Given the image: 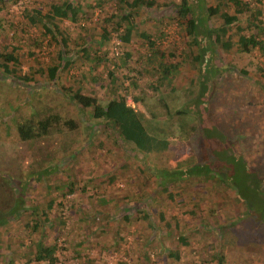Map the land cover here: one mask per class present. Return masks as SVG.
<instances>
[{"label":"trees","instance_id":"16d2710c","mask_svg":"<svg viewBox=\"0 0 264 264\" xmlns=\"http://www.w3.org/2000/svg\"><path fill=\"white\" fill-rule=\"evenodd\" d=\"M18 1L0 0V14ZM93 1L84 8L81 0H46L43 9L26 8L23 24L17 25L0 15V90L9 91L3 99L0 96L4 133L0 134V262L63 264L58 254L71 253L76 264H108L100 254L107 249L118 251L122 242L128 241L126 232L134 229L129 234L136 240L131 247L138 264H179L183 249L190 251V263L185 264H228L231 230L246 220L249 240H245V252L234 256L232 262L252 264L250 257L257 256L264 264V175L256 174L242 152L238 153L248 138L246 129L254 126L248 119L241 120L246 107L243 101L248 105L251 101L239 97L235 102L225 92L216 105L219 80L225 74L218 65L220 53L230 54L236 48L238 53L260 51L264 55L263 8L254 10L245 0H221L216 7L206 4L201 19L194 13L197 0L172 3L171 20L177 21L181 35L189 40L182 50L174 48L167 53L135 21L155 11L157 0ZM95 8L106 16L90 23L88 13ZM227 8L234 9L230 12ZM214 16L217 20L211 24ZM65 20L78 29H61ZM5 22L15 30L13 39L21 26V33L39 31L38 37L26 41L30 43L27 53L19 45L9 44ZM113 35L124 51L109 58L107 47ZM133 42L140 44L139 51H145L136 52L135 60L128 49ZM52 46L56 50L49 52L50 60L44 62L40 51ZM28 59L37 70L23 65ZM182 63L190 65L194 77L178 90ZM76 67L82 72L71 75ZM239 72L244 78L249 76L244 69ZM63 74L68 79L62 84L58 80ZM241 121L246 129L240 126ZM13 132L27 144L24 151L15 150V143L3 142ZM78 138L83 142L80 150L74 149ZM93 146L107 153L111 169L102 176L88 168L86 177L78 180L74 174L77 165L71 167L72 162L78 153L87 156ZM176 146L184 150L169 157ZM7 148L15 155L8 156ZM95 153L101 156V152ZM84 161L101 166L94 158ZM117 180L124 181L120 191H131L121 204L112 206L99 193V185L111 187ZM40 181L44 183L41 190L54 196H44L38 202L30 196ZM200 184L220 188L222 205L232 207L233 215L224 214L215 205L198 204L184 213L193 223L167 214L166 203L181 206L177 200L182 191ZM89 195L95 196L93 211L83 208L82 201L89 203ZM154 208L164 211L155 215ZM99 216L104 223L90 224V233L82 237L79 224L96 222ZM112 224L110 244L98 242L93 248L99 255L91 258L89 235L97 233L108 242ZM214 233L217 240L210 241ZM4 236L9 240L1 248ZM173 240L176 248L169 246ZM196 241L199 249L192 246ZM111 264L129 263L118 260Z\"/></svg>","mask_w":264,"mask_h":264},{"label":"rangeland","instance_id":"374dc122","mask_svg":"<svg viewBox=\"0 0 264 264\" xmlns=\"http://www.w3.org/2000/svg\"><path fill=\"white\" fill-rule=\"evenodd\" d=\"M44 1L46 0H19L17 3L8 6L7 9L0 15L3 18H6L5 21H7L9 24L10 23L14 25H17L19 23L23 24L24 22L23 14H24L25 9L26 8L43 9L42 3ZM157 1H158L159 6L155 9V11L153 12L151 11L145 14L143 18H136L135 19L136 23L139 24L142 30L152 34L153 40L159 42L162 48L167 51V53H169L170 50L174 48H179L182 50L183 43L189 39L181 35L177 21L171 20L174 17L173 15L174 11L172 10L171 4L172 3L179 4L180 0H157ZM81 2L84 8L86 4H94L93 0H81ZM220 2L221 0H197L195 4V8H194L195 10L194 13L196 14L197 18L201 17V19H204L205 18V10H204L205 7L204 6H206V4L207 5L209 4L212 7H216ZM245 2L250 3L251 7L254 10H258V8H263L264 10V0H261V1L245 0ZM104 7H106L107 9H110L109 4L104 5ZM233 9L227 8L226 10H229L230 12H232ZM105 16L106 15H104V13L99 8H95V10L92 9L91 14L88 13V22H90L91 20L93 22H96L98 17H101L102 19H104ZM216 20H217V17L214 16L210 20L211 24L216 22ZM263 21H264V15H263ZM9 24H6L5 22L6 29L9 32L8 33L9 38L7 41H9V44L19 45V47L23 48L24 52L27 53L28 51L27 48L28 46H30V43L26 41L28 39L31 40V39H34L35 37H38L40 35L39 31L32 29L31 31H27L26 34L21 33L22 32L21 31L22 26H21L17 31L16 38L13 39L12 36L15 33V30H10L8 27ZM60 28L70 29V31L72 32V30H75V28L78 29V26H74L69 23V20H65L62 24H60ZM254 32H256V30ZM262 38H264V35ZM2 39L3 38H1L0 41ZM12 39L14 42L12 41ZM47 43H48V40H45L44 41L45 46L47 45ZM139 48H140V44L136 42L131 43V45L128 47V49L131 50V52L133 53L134 60L137 58L136 52L140 54H143L145 52L144 50L139 51ZM55 50H56V47L52 46L49 49H46L44 47L43 50L40 51L41 55L44 57V60H45L44 62H47V61L49 62L50 58H48V53L54 52ZM107 51H108L109 58H114L115 56L117 57L121 54V52L124 51V49L119 47V41L117 40L116 35L112 36V40L108 44ZM218 60H219L218 65L225 70V74L223 77L220 78L221 80H219V81H222L219 84V88L221 89V91L217 95L216 105L221 103V98L223 97L225 92H228L229 94L228 96L233 98L235 102L240 101L239 97H241V101L246 97L247 99L249 98V100L251 101V104L249 105L245 104V101H243L246 107L243 109V112H242L243 117L241 120L243 121L244 119H248L249 122H252L254 126L250 129H246V127L242 125V121H241L240 126H242V128L245 127L246 132L248 133V138L243 141V145L241 149L238 148V153L242 152L243 159L247 162V164L253 170H255L256 174L264 175V76H263L264 72L263 74L261 72V70L264 69V55H262L260 51H255L252 55L242 54V53H238L236 51V48H234L230 54L220 53V56H218ZM23 65L26 68L33 67L34 70H37V67H38L32 60H29V59H28V62H23ZM189 66L190 65L188 64H184V63L181 64V69L179 71V74H178L179 76H178V80L176 83L178 90L182 88L183 86H185L186 81L189 82V80H191L194 77V72L190 70ZM242 69H244L248 73L249 76H246L245 78L241 76L239 71ZM80 72H82V69L79 67H76L75 69L70 71V74L78 76ZM61 77L62 78L58 81H60V83L63 84L67 81L68 76L63 74ZM93 88L98 90L97 92L98 94H100L99 96H101V98L105 97L103 93H99L98 87L93 86ZM5 94H9L8 89L4 88V90H0L1 99L5 97ZM250 120H254V121H250ZM2 133L3 131H1V128H0V134L2 135ZM59 139L60 138H57L58 140L57 142L60 141ZM77 141L78 142L75 144L74 149L76 148L80 150L83 142L82 140H80V138H78ZM3 142H5L8 145H12V146L15 143L14 145L15 150L19 149V152L24 151L27 147V144L25 142H22L20 137H18L17 133H14V132L8 138H4ZM50 142H52V145H53V141L51 140ZM193 142L190 143V146H194ZM187 147L188 146H186V148ZM177 148L178 146L173 148L171 152L168 153V156L174 158L178 152H181V150H184L183 147L181 150ZM179 148H181V146H179ZM7 151H8L7 152L8 156L15 155L13 154L14 152L12 150H8V148H7ZM95 152H98V153L101 152V156H98ZM92 158H94L96 162L101 164V166L89 165L84 161V159L86 161H89V160H92ZM58 162L59 161L57 160V163ZM111 162L112 161L110 157L107 156L106 152L96 151V149H94V146H93L91 147V151L88 152L87 156L80 155V153H78V156L72 162L71 167H73V165L75 164L77 165L75 167L76 169H74L75 170L74 174L76 175L77 178H79L78 180H80L86 177L88 168L95 169L97 173L102 174L103 176L105 172H108V170L111 169L110 168L112 166ZM67 168H65L64 170L66 171ZM105 179L107 180L108 177H106ZM59 180L62 182V178H59ZM123 182L124 181L117 180L116 183L111 187H108L105 185H99V193L102 196L107 197L108 202L112 204V206H118L119 204L122 203V198L125 195L129 194V192L131 191V189H127L125 192L120 191V189L123 188V184H122ZM43 184L44 183L40 181V183L35 185L36 190L31 192L30 197L36 198L38 202L41 201V199L44 198V196H47V198H51L52 196H54V193L52 192L51 194H48L47 191L41 190V187H43ZM203 187H202V184H200V187H192L188 190H185L184 192L182 191V197L177 200V202L180 203L181 206H178V204L172 205L170 202L164 205V207L167 209L166 211L167 214H170V216H173V218L182 217L183 219H185V221H187L188 217L184 215V213L189 212L190 210L196 208V205L198 204V206H201V207L215 205V207L220 209V211H222L224 214L233 215V212L230 211L231 210L230 208L232 207L228 208V206L222 205L223 204L222 202L224 201V199L221 197L222 190L220 188H217V187H212V188L204 187L203 188ZM109 189H111V191H109ZM94 198L95 196H90V202H89L90 204L87 201H82L83 208L89 211L95 210L94 208H92L93 205H91ZM229 205H231V203H229ZM261 210L264 211V207L261 208ZM152 211L155 215H157V212H163L164 210L163 209L161 210V208H154L152 209ZM218 218L221 222L226 223V220L222 215H219ZM101 219L103 220L102 222H101ZM258 219H260V216L258 217ZM258 219H257V222L260 223ZM187 222L191 223L192 220H188ZM101 223H104V219L101 216H99L96 222H93L91 220L90 222L79 224V227L83 229V231L81 232V234H83L82 237H86L90 233L89 227H88L90 224L101 226ZM215 223H216V220L212 219L211 224L214 225ZM248 224L249 223L246 220H244L240 223H237L236 226L232 228L231 234L233 237V244L228 250V256H227L228 264H233L232 261H233L234 256H238V254H242L243 251L245 252L244 250L246 246L245 240L246 238L249 240V235H246L247 234L246 230L249 227ZM113 227L114 226L112 224L111 229L109 230L110 235L108 238V242L106 239H104L105 237L101 238L99 237L97 233L96 234L94 233L91 236L89 235L90 237L89 244L91 245L89 253L91 255V258H95L96 256L99 255L98 251L93 248V246H95L98 242L99 244H106L107 246L110 244V241L113 238V234H114ZM133 231L134 229H130L127 232L125 231L126 232L125 237L127 238L128 241L126 244L122 242V248H120L118 251L107 249L102 253V255L100 254V257L103 256V259L108 264L114 263L115 261H118V260L126 261L129 264H138L133 259V258H136L137 256L136 252H134L135 248L131 247L133 244H135L136 240L134 236H131L129 234V232L132 233ZM75 232L77 234L80 233L78 231H75ZM16 233H19V231L13 233L11 236H16ZM216 237L217 235L214 233V236L212 237L210 236V241L217 240ZM74 238L76 239L77 236L75 235ZM2 240L3 241L1 244V248L2 247L5 248L6 246L5 244L9 240V236H4ZM13 241L15 242V239H13ZM162 242L163 244L167 245L165 241L162 240ZM16 244H17V241H16ZM175 245L176 244L174 243V240L171 241V244L169 243V246L171 248H176ZM14 246L16 247L15 244ZM192 246L198 248L200 244L198 241H196L192 244ZM238 248H242V250H239ZM17 249L18 251H20L19 248ZM252 251H255V250H252ZM181 252L183 253V255L181 257L179 264H181L182 262L183 264H185V262H188V260L190 261L189 259L190 251L188 249H185V250L183 249L181 250ZM199 253L202 254L203 251H200ZM58 258L61 260L63 264H76V262L72 261L71 253L68 255H64V256L61 254H58ZM260 259L262 258L257 257V256H252L250 257L249 262H251L252 264H260V261H261ZM152 260H157V259L153 257ZM0 264L2 263L0 262ZM154 264H164V263L155 262ZM171 264H175V263H171Z\"/></svg>","mask_w":264,"mask_h":264}]
</instances>
